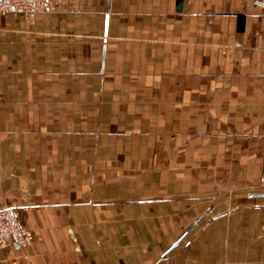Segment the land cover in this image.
<instances>
[{
  "label": "crops",
  "instance_id": "obj_1",
  "mask_svg": "<svg viewBox=\"0 0 264 264\" xmlns=\"http://www.w3.org/2000/svg\"><path fill=\"white\" fill-rule=\"evenodd\" d=\"M177 5L0 16V264H264V0Z\"/></svg>",
  "mask_w": 264,
  "mask_h": 264
},
{
  "label": "built area",
  "instance_id": "obj_2",
  "mask_svg": "<svg viewBox=\"0 0 264 264\" xmlns=\"http://www.w3.org/2000/svg\"><path fill=\"white\" fill-rule=\"evenodd\" d=\"M46 0H0V16L7 13L32 15L44 11ZM30 245V233L13 210L0 209V249Z\"/></svg>",
  "mask_w": 264,
  "mask_h": 264
},
{
  "label": "water",
  "instance_id": "obj_3",
  "mask_svg": "<svg viewBox=\"0 0 264 264\" xmlns=\"http://www.w3.org/2000/svg\"><path fill=\"white\" fill-rule=\"evenodd\" d=\"M183 0H178L177 9L182 10ZM246 16L244 14H238V31L243 32L245 30ZM251 197H264V193H253Z\"/></svg>",
  "mask_w": 264,
  "mask_h": 264
},
{
  "label": "rangeland",
  "instance_id": "obj_4",
  "mask_svg": "<svg viewBox=\"0 0 264 264\" xmlns=\"http://www.w3.org/2000/svg\"><path fill=\"white\" fill-rule=\"evenodd\" d=\"M37 13H34L32 15H25L24 14V17H25L24 20L30 25L35 24V22L37 21Z\"/></svg>",
  "mask_w": 264,
  "mask_h": 264
}]
</instances>
